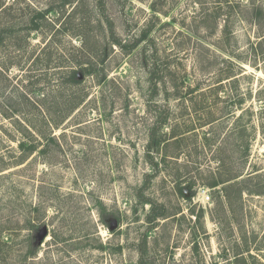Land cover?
Listing matches in <instances>:
<instances>
[{"label":"rangeland","instance_id":"obj_1","mask_svg":"<svg viewBox=\"0 0 264 264\" xmlns=\"http://www.w3.org/2000/svg\"><path fill=\"white\" fill-rule=\"evenodd\" d=\"M263 39L264 0H0V264H264Z\"/></svg>","mask_w":264,"mask_h":264},{"label":"trees","instance_id":"obj_2","mask_svg":"<svg viewBox=\"0 0 264 264\" xmlns=\"http://www.w3.org/2000/svg\"><path fill=\"white\" fill-rule=\"evenodd\" d=\"M151 10H152V13H153V15H155L156 16V10L154 9V8H151ZM45 17V14L44 13H39L34 19H32L31 21H30V29L31 30H33V31H37L38 29H39V27H40V24H39V20L40 19H42V18H44ZM143 39H146V33L144 32V34H143V36L140 38V39H138L137 41H135L134 42V45L132 46V47H127L126 45H124V44H121L120 42H117V41H115V42H113V43H115L119 48H121L122 50H131V49H133V47H135L136 46V44L137 43H139V42H141V41H143ZM114 41V40H113ZM263 41H264V39H263ZM84 71V74L85 75H90V73H91V70L90 69H84L83 70ZM70 78L72 79V80H74V79H77L78 78V73L77 72H72L71 73V75H70ZM75 84H78V82H77V80H75ZM77 107V105L74 107V108H76ZM157 124H158V126H162V125H164L163 124V122H161V121H157ZM154 134V133H153ZM20 145V147L22 148V144H19ZM149 153H150V150H149ZM148 153V154H149ZM150 159V158H149ZM150 161V160H149ZM151 163V167H152V169H155V167H156V164L155 163H152V162H150ZM222 182H220V183H218V182H216V183H214V185H213V187L214 186H217L218 184H221ZM182 195H183V192H182ZM146 203H148V202H146ZM148 221H149V223H151L152 221H153V219L151 218V217H149L148 218Z\"/></svg>","mask_w":264,"mask_h":264},{"label":"water","instance_id":"obj_3","mask_svg":"<svg viewBox=\"0 0 264 264\" xmlns=\"http://www.w3.org/2000/svg\"><path fill=\"white\" fill-rule=\"evenodd\" d=\"M183 196L186 197V198L189 197V190L188 189H184L183 190ZM115 227H116V222L113 221L111 223L109 229L111 231H113L115 229ZM45 236H46V231L45 230H40V232H39V242H41L44 239Z\"/></svg>","mask_w":264,"mask_h":264},{"label":"built area","instance_id":"obj_4","mask_svg":"<svg viewBox=\"0 0 264 264\" xmlns=\"http://www.w3.org/2000/svg\"><path fill=\"white\" fill-rule=\"evenodd\" d=\"M198 196L200 197V201L201 203L205 204V203H209L210 201V196L208 194L207 190L201 189L198 193Z\"/></svg>","mask_w":264,"mask_h":264}]
</instances>
